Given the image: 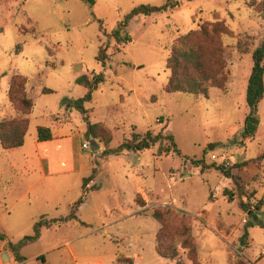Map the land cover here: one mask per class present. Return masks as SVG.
<instances>
[{
    "label": "rangeland",
    "instance_id": "obj_1",
    "mask_svg": "<svg viewBox=\"0 0 264 264\" xmlns=\"http://www.w3.org/2000/svg\"><path fill=\"white\" fill-rule=\"evenodd\" d=\"M167 1L0 0V121L18 117L8 100L14 75L29 79L35 103L26 144L9 151L0 145V232L6 235L0 264H13L9 244L33 236L36 223L69 217L92 176L80 219L43 228L41 238L23 248L25 264H43L41 256L46 264H174L156 251L161 225L155 210L169 211L171 225L192 226L202 264H264V229L251 227L245 237L253 215L264 221V99L257 134L241 137L252 57L264 42L257 10L264 0H180L166 13L134 18L131 41H115L112 33L135 8ZM218 21L233 33L224 38L226 88L211 89L209 98L166 93V62L176 40ZM100 49L109 59L106 68L97 61ZM102 73L106 81L86 108L92 124L111 129V148L148 131L166 137L160 144L111 157L99 140L103 150L83 149L90 143L87 123L74 102L87 90L77 80ZM41 126L70 136L60 139L67 149H39ZM41 153L67 165L52 170L45 163V172ZM181 256L192 264L184 251Z\"/></svg>",
    "mask_w": 264,
    "mask_h": 264
},
{
    "label": "trees",
    "instance_id": "obj_2",
    "mask_svg": "<svg viewBox=\"0 0 264 264\" xmlns=\"http://www.w3.org/2000/svg\"><path fill=\"white\" fill-rule=\"evenodd\" d=\"M85 1V0H83ZM191 2L193 0H187ZM180 5V0H168L162 6L142 5L135 8L121 21L117 29L112 33L115 41L125 44L131 41L127 34L130 22L138 16H152L163 14ZM258 12L264 18V2L258 8ZM232 31L225 22L207 23L201 26L199 30L190 31L188 34L179 37L173 45L171 54L166 62V68L171 76L165 88L168 94L184 93L194 96L210 97L211 89L224 90L228 82L227 63L225 59L224 38L231 37ZM19 54V53H17ZM253 68L249 78L246 94L247 108L249 110L245 121L241 137L243 139H253L260 127L259 105L264 99V42L253 53ZM108 57L103 49H100L97 61L102 68H106ZM106 81L105 75L99 74L90 80L83 76L77 80V83L84 86L87 90L85 96L74 102V108L83 114L87 123L86 137L88 140L95 139L102 142L105 146L103 155L105 157L121 156L125 153H138L150 150L160 144L166 137L162 134H154L148 131L145 135L133 133L131 139L125 140L118 148H111L113 133L103 123L92 124L88 118L87 105L93 102L94 93ZM29 79L22 75H14L10 80L8 90V100L18 117L13 120L0 121V145L4 150H14L22 148L25 145L28 135L31 114L34 111L35 103L28 96L27 86ZM45 94L52 93L49 89H44ZM55 135L50 127L38 128V141L50 142ZM169 141L175 147V152L181 154L177 148L173 136H169ZM226 178H232L230 172L223 167H218ZM94 180L85 179L83 182V195L81 199L72 207L71 214L66 219H56L43 224L38 222L34 226V235L27 236L17 244L10 243L9 248L13 253L17 264H25L26 259L22 255V250L27 245L41 238V230L50 228L53 223L78 220V212L85 203L86 187ZM227 194L229 191H226ZM233 201V195L230 196ZM136 203L139 207H145L146 203L140 197ZM245 207V206H243ZM257 210H260L259 208ZM153 218L161 225L156 238V251L158 255L174 264H187L182 260L181 251L187 255L192 264H202L199 261L198 245L193 234L192 226L182 221L179 225L170 224V212L155 210ZM254 221H248L246 225L245 237L248 236V229L259 227L264 229V221L259 220L253 215ZM0 240L6 241V235L0 232ZM43 264H46L44 256L39 257Z\"/></svg>",
    "mask_w": 264,
    "mask_h": 264
},
{
    "label": "crops",
    "instance_id": "obj_3",
    "mask_svg": "<svg viewBox=\"0 0 264 264\" xmlns=\"http://www.w3.org/2000/svg\"><path fill=\"white\" fill-rule=\"evenodd\" d=\"M31 119V118H30ZM41 127H44V126H41ZM30 128H31V124H30ZM39 128V127H38ZM37 128V129H38ZM51 128V127H50ZM52 129V128H51ZM30 130V129H29ZM54 135H55V137H54V139L52 140V141H50V142H36V146L39 148V149H44V150H46V149H49V148H51V146H54V145H57L56 146V148L58 149V151H63V150H65V149H67V144H68V142L66 143V142H62L61 140H69L70 139V136H65V137H62V138H59V137H57L56 136V134L54 133ZM61 139V140H60ZM25 144H26V142H25ZM104 149V146L102 145L101 147H100V151L101 150H103ZM15 150V149H14ZM45 153H47L46 151H44ZM27 162H29L28 160H27ZM40 163H41V166H43V169H44V171H45V163H51V165L50 164H48V166H49V169H52V170H54V169H57V167L59 168V167H64V165H65V163H66V161L64 162L63 160H61V159H59V160H53V159H51V158H49L48 157V154L47 155H42V153H41V157H40V161H39ZM53 162H61V164H59L58 166H55L54 165V163ZM64 162V163H63ZM67 165V164H66ZM65 165V166H66ZM50 166H51V168H50ZM70 168L71 169H73V165H71L70 166ZM62 169H64V168H62ZM64 171V170H63ZM65 171H68V170H65ZM64 171V172H65ZM94 171V170H93ZM46 172V171H45ZM95 181L96 180H94V181H92V184L93 185H95ZM82 208V207H81ZM78 218L80 219V212H79V215H78ZM109 235V234H108ZM264 252V251H263ZM39 259V258H38ZM13 264H17L16 262H15V259H14V256H13ZM98 264H102V263H98ZM133 264H135V259H134V261H133Z\"/></svg>",
    "mask_w": 264,
    "mask_h": 264
},
{
    "label": "water",
    "instance_id": "obj_4",
    "mask_svg": "<svg viewBox=\"0 0 264 264\" xmlns=\"http://www.w3.org/2000/svg\"><path fill=\"white\" fill-rule=\"evenodd\" d=\"M90 145H91V149L93 152L99 150V148H100L99 145H97L96 140H94V139L90 140Z\"/></svg>",
    "mask_w": 264,
    "mask_h": 264
},
{
    "label": "built area",
    "instance_id": "obj_5",
    "mask_svg": "<svg viewBox=\"0 0 264 264\" xmlns=\"http://www.w3.org/2000/svg\"><path fill=\"white\" fill-rule=\"evenodd\" d=\"M89 148H91V145H90L89 142H86V143L83 145V149L88 150Z\"/></svg>",
    "mask_w": 264,
    "mask_h": 264
}]
</instances>
